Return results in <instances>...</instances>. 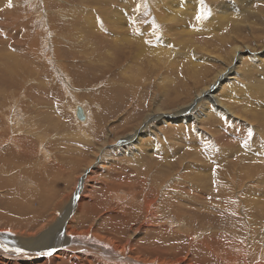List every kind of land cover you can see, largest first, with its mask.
Masks as SVG:
<instances>
[{"label":"rangeland","instance_id":"obj_1","mask_svg":"<svg viewBox=\"0 0 264 264\" xmlns=\"http://www.w3.org/2000/svg\"><path fill=\"white\" fill-rule=\"evenodd\" d=\"M11 1L9 7V0H0V129L8 130L0 137V157L20 151L24 160L35 163L45 159L43 151L49 159L45 163L58 159L63 170L51 196L39 198L30 192L34 200L23 213L7 210L0 201V234L38 237L53 224H63L68 214V236L125 248L122 254L140 264L264 263V0H210L215 14L220 1L238 6L239 16L226 21L208 20L202 7L209 0ZM176 6L182 7V18L163 21L162 15ZM116 10L127 15L126 27L112 28L110 15ZM137 26L158 28L159 33L148 38L161 51L157 62L151 53L140 54L133 43V34L146 36ZM95 29L106 35L104 44H90ZM38 33L35 64L23 40ZM8 34H17L16 40ZM14 42L26 61L17 63L18 82L9 83L3 78L8 65L16 66L10 51L16 49ZM242 45L255 49L254 57L235 63L238 81H224L214 90L208 111L203 113L207 106H202L182 118L154 119L149 132L121 143L140 128L149 109L142 106L150 96L161 107L158 115H173L192 104L219 72H226L233 50ZM123 47H131L132 55L115 67L111 54ZM196 53L206 60L197 59ZM143 78L150 88L137 89L146 83ZM141 92L143 99L137 103ZM220 104L231 109L234 118ZM79 111L86 121L78 119ZM15 123L24 127L16 146L10 137ZM36 124L46 127L41 152ZM89 138L95 142L88 144ZM152 141L155 146L149 148L147 142ZM126 146L137 148L128 151ZM100 150L109 155L101 159ZM16 182L15 187H21L26 181ZM156 200L154 220L146 204ZM35 243L25 245L30 249ZM227 255L231 260L224 258Z\"/></svg>","mask_w":264,"mask_h":264},{"label":"bare ground","instance_id":"obj_2","mask_svg":"<svg viewBox=\"0 0 264 264\" xmlns=\"http://www.w3.org/2000/svg\"><path fill=\"white\" fill-rule=\"evenodd\" d=\"M141 3L144 5L143 2H141ZM152 3L153 2H151L150 4L152 5ZM223 3H225V2L224 1H220L218 6H217L218 7L217 12L220 13V14H218V13L215 14L214 13L215 10L211 9L213 4H212V1H210V0H209V4L207 6H203L202 7V10H204L206 8L205 11L207 13L206 12L205 13L208 15V20H210V19L214 20L215 17H217V18L218 17H222L223 20L226 21V20H230L231 18L239 16V13L237 12L238 11V6L237 5H236L237 7L235 5L233 7H230V6H226L227 4L224 5ZM122 4L126 5L125 2L122 3ZM125 5L123 7H125ZM156 5H157V3H156ZM158 6H159V4H158ZM181 8L182 7H180V6H176L175 11H172L169 14H166V15H164L165 14L164 13L162 15V20L165 21V22L174 23L173 22L174 20L181 19L182 18V14L179 12L181 10ZM161 10H163V9H161ZM191 10H192V8H191ZM191 10L188 11V12H190V15L193 14V11H191ZM123 11H124V9H123ZM123 11L116 10L115 12L111 13L110 19H111L112 28L115 27L117 29V28H119L122 25L124 27H126V25L128 24V23H126L127 22L126 21L127 20V15H126V17L124 15H121V14H123ZM164 12H166V11H164ZM195 12H197V11H195ZM160 13H158V15H160ZM124 14H126V13H124ZM125 18H126V20H125ZM224 21H222V22H224ZM135 22H136V20H135ZM149 24H151V23H149ZM4 26L7 29V28H9L10 25L9 24H5ZM160 27H163V25H161ZM148 28L149 29H146V28L142 29V28H138V26H137V31L141 30L146 36H143L142 38H136L135 35L133 34L132 35L133 36V41H135L133 43L136 44L137 49H138L140 54L151 53L152 56H154L156 58L155 61L157 62L158 59L160 58L159 55H161V51L158 48V44L155 45V43L151 42L152 45H150L148 43V38H153L155 36V34L159 33V32H157L158 28L157 27L154 28L152 26H150ZM91 32H92V39H91L92 41L90 43L91 45H93V46H95V44L97 46L99 44L102 45L107 40L106 37H105L106 35L99 33L97 31V29H95L94 31H91ZM166 32H168V31L166 30ZM8 35H10V34H8ZM15 35H17V34H14L13 36L10 35V37L12 39L14 38V40H16L17 36H15ZM87 36H90L89 32L87 33ZM93 36L95 38L96 37H100L101 38L100 41L99 40H95ZM39 37H40V34H39V36L37 35L36 38H34V39L33 38L32 39L29 38V40H27L28 36H26L24 38V40H23V42L26 45V48L30 51L31 63L34 62L35 64L39 62V60H38L39 57H37L35 55L36 51H38L40 43H41L39 41ZM125 37H126L125 41L129 42L128 39H127V35ZM158 37H159V34H158ZM93 42H95V44ZM124 42L120 40L119 44L123 45ZM162 42L163 43H167V40H166L165 37L162 38ZM129 43H131V42H129ZM14 45H15V47H13V48H16V49H11L10 51H11V54H13L12 55V60L16 64V66L14 67V66H9L8 65V67L6 68L7 69V75H5V78H3L4 80H7V81L9 80V83L10 82H12V83H17L18 82L19 75H16V73L18 71L17 63L19 62L21 64H25V61H26V58L22 57V55H20V54H22V52H20V48H18L17 43L14 42ZM242 46L243 47L236 46L235 49L233 50L232 58H231V60L229 62V66L225 70L226 72L225 73L224 72H219L218 75H216L214 77V80H213L212 83L207 84V86L204 89H202L198 94H196L197 98H195V100L192 102V104H190L189 106H186V107H182L178 111H175L173 113V115H162V116L158 115V112L161 111V107L158 108V102H156V98H154V100H153L152 97L150 96L149 103L146 105V103L144 102L143 103L144 106H142L143 109H146L149 106V109L147 110L146 116L144 118H141V120H140V123H139L140 124V128L138 130H136L132 134V136H129L128 138L123 139L121 141V143L129 142V141L132 142L134 140V138H137L138 135H140L142 133L149 132L150 131V124L149 123L152 120H154V119L155 120L158 119V120H160L162 122H166L167 120H169L170 116H174L175 118H182L183 115H188L191 112V110L194 109V108H195V110L196 109L199 110L202 106H207V104H208L207 100L212 98V96L214 94V90L216 91V89L220 88L223 85L222 83H224V81H228V82H231V83L237 82L238 81V77L236 76V70L237 69H236L235 63L239 62L242 59H250V58L254 57V55L256 53L255 49L247 47V46H244V45H242ZM21 48H24V47H21ZM25 51H26V49H25ZM16 52H18V55H16ZM262 52L264 53V47L262 48ZM26 53H24V54H26ZM116 54H119L118 58H116ZM192 54H194V53H192ZM131 55H132L131 47H123V48H121L119 50H116L115 52H113L111 54V60H112L111 63H114L115 67H122L125 64V62L128 60V58L131 57ZM196 56H197V53L195 54V57ZM62 57L64 58V60H66V58L63 55H62ZM169 57H171V56H169ZM202 57L201 58L196 57V58L199 59L200 61L206 60V58H204V56H202ZM207 61H208V58H207ZM56 63H58L60 66L62 64V62H59L57 59H56ZM35 64H33V65H35ZM201 65H202V63H201ZM62 68H63V64H62ZM165 77H166V75H165ZM147 80H148V78L144 79V82H146ZM147 83H149V82L144 83L143 86H138L141 83H137L136 84V86H138L137 89L141 88V87L143 88V90L146 89L147 87L150 88V85L147 84ZM154 83H156V82H154ZM154 83L153 82L150 83L151 87L154 86ZM12 86H14V85H12ZM156 87L158 88V84H156ZM126 88L128 89V87H126ZM132 88H133V91H132L133 93H130V96L134 97V96L137 95V93H135L136 89L134 88V85H132ZM122 91L127 92V90L125 88ZM144 92H141L140 97L137 100V103L140 102L139 100L143 99ZM180 93L182 94V91ZM125 95H126V93H124V96ZM8 96H6L3 99V101H5ZM213 104L214 105H218L217 101H215V103L213 102ZM220 105H221V107L223 109L226 110V112H224V113H226V114H228V115H230L231 117L234 118V113L230 112L231 109H229L227 106H223L222 104H220ZM209 109L210 108H209V105H208L206 108H204L203 113H205ZM13 118H14V121H15V119H16L15 116ZM84 121H86V120H84ZM180 121H183V120H180ZM81 122H83V121H81ZM93 122H94V120H93ZM131 123L132 122H130L129 124L131 125ZM38 125H41V124H36L33 130L40 132V137L38 139V144L40 146V152H41L42 151V147L45 145V140H46L45 134H46V131H45V133L43 131L46 129V127L43 126L41 128ZM13 126H14L15 130H14V132H12L10 134L11 140L14 141V146L20 145L21 143H20V134L19 133L24 130L23 129L24 127H22V126H20L19 124H16V123ZM81 127H84V126H81ZM91 131H92V129H91ZM7 133H8V130L0 129V137H3ZM83 133L86 134L87 137H90L88 135V133H87V130H86V132H83ZM89 134H90V132H89ZM60 135H61V131H60V134L58 135V137ZM99 138H101V136ZM28 140H30V138H28ZM88 140H89L88 144H91V143L95 142V141L91 142V138H89ZM28 143H30V141ZM147 144H148L149 148L155 146V143H153V141L152 142H147ZM139 145H141V144H139ZM136 148L137 147H134V146H126V149L128 151H130L132 149L136 150ZM42 154L46 155L45 159L41 160L40 162H39V160H37L38 162L36 161L38 163V165H39V167H37V168H36V164H35L36 162L35 163H31L30 160H27V159L24 160L23 157H22V153L20 151H12L10 155L8 154V156H7V153L1 155V157H0V189H5L6 193L4 195L0 194V201L3 202L4 205H6V209L7 210L14 211V213L15 212L16 213H20V212L23 213L22 209H27L28 205L34 200V199L30 198L31 195L28 196L30 194V192H33V194L37 193L39 195V198L43 197V196L49 197V196L52 195V192L54 191L53 188L55 186V181L58 182V179L61 177V175L59 174V171H62L63 168L61 167V164H60L58 159H55L54 161L52 160L51 164H48V162L45 163L44 160H49V159H48L47 154L44 153L43 151H42ZM99 155L101 156V159H104L105 156L106 155L108 156L109 154H108V152L100 150V154ZM55 157L57 158V156H55ZM80 159L82 160V158H80ZM34 164H35V167L33 166ZM258 168H260V167H258ZM51 169H56V170H58V172L52 174V172L50 173ZM260 169H263V168H260ZM155 176L157 177V175H155ZM19 178H22L26 182H24L21 185V187H15V185H16L15 183H17L16 181ZM17 185H18V183H17ZM29 186H34L35 187V191H31ZM23 190H25V191L23 192ZM26 192H27V195H26ZM35 199H37V198L35 197ZM40 207H41L40 209L43 211L45 205L44 206H40ZM0 210H1V208H0ZM146 210L150 212V217L152 219L156 220L157 219V211H158V201L156 200V201H154L151 204L148 201L147 204H146ZM66 215L68 217V214H66ZM66 215L64 216L63 224L61 223V221H62L61 220L60 222L50 226V228L48 230L45 228L47 231L46 230L43 231V233L41 235H39L38 237H31V238L16 237L15 238L11 234L7 235V236L6 235L2 236L0 234L1 243L7 244V247L10 246L11 248H13L14 245H17L18 249H20V251L17 252V251H15L16 249L13 248V252L16 253L14 256L13 255L11 256V253H8V252H5V255H1V253H0V264H118V263H121V264H140L137 260H134V259L130 258L129 255L126 256V255L122 254L125 251V248L124 249H120V248L116 249L114 247H110L109 244H106V243H104L102 241H99L98 243L97 242L94 243V242H91L92 241L91 238H90L91 240L86 238L87 239L86 241H82V239H84V238H79V237L72 238L73 236H76V234L68 236L67 232H65L64 230L67 231L70 228L71 222L69 221L67 223ZM261 215H262V213H261ZM44 221L49 222L51 220L50 219H45ZM50 231H51V235L49 237V232ZM35 238H39V239H35ZM32 242H34V243L37 242V243H35L30 249H27V248L30 247L28 245H32V244H28V243H32ZM25 244H28V245H25ZM107 249H110V250L112 249L113 252L106 251ZM76 251H78V252H76ZM21 252H25L26 254L21 253ZM49 252H51V255H49L51 257L46 255V253H49ZM118 252H121V253L119 254ZM128 252H130V250ZM224 258L225 259L227 258V259L231 260L232 256L231 255H227ZM234 261H236V260H234ZM259 264H264V263L260 262Z\"/></svg>","mask_w":264,"mask_h":264},{"label":"water","instance_id":"obj_3","mask_svg":"<svg viewBox=\"0 0 264 264\" xmlns=\"http://www.w3.org/2000/svg\"><path fill=\"white\" fill-rule=\"evenodd\" d=\"M78 119H80V120H84L85 119V116L82 114L81 111H79ZM0 246H1L0 247L1 251L11 253V255H15L16 254L15 252H13V248H11L10 246L7 247V244H3V243H1V241H0Z\"/></svg>","mask_w":264,"mask_h":264},{"label":"snow or ice","instance_id":"obj_4","mask_svg":"<svg viewBox=\"0 0 264 264\" xmlns=\"http://www.w3.org/2000/svg\"><path fill=\"white\" fill-rule=\"evenodd\" d=\"M9 7H11L12 5H11V0H9V5H8ZM202 15H203V13H201V15L200 16H197V19H200L201 17H202ZM15 251H17V252H19L20 251V249H16ZM46 255H51V252H49V253H46Z\"/></svg>","mask_w":264,"mask_h":264}]
</instances>
